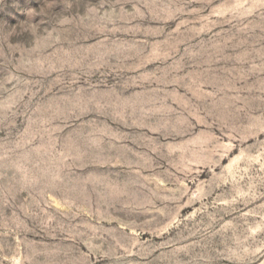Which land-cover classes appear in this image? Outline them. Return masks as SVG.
<instances>
[{
	"label": "rangeland",
	"instance_id": "1",
	"mask_svg": "<svg viewBox=\"0 0 264 264\" xmlns=\"http://www.w3.org/2000/svg\"><path fill=\"white\" fill-rule=\"evenodd\" d=\"M0 264H264V0H0Z\"/></svg>",
	"mask_w": 264,
	"mask_h": 264
}]
</instances>
